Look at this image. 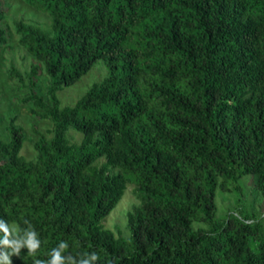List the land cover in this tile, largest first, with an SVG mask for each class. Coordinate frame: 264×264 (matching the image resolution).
<instances>
[{
    "label": "trees",
    "instance_id": "trees-1",
    "mask_svg": "<svg viewBox=\"0 0 264 264\" xmlns=\"http://www.w3.org/2000/svg\"><path fill=\"white\" fill-rule=\"evenodd\" d=\"M20 1L50 25L14 22L32 63L7 74L53 126L29 160L15 115L0 136V219L41 241L12 264L61 241L97 264H264V213L219 220L216 202L253 177L264 203V0ZM5 19L0 2V50ZM98 63L105 76L63 106ZM129 185L138 204L116 234L104 221Z\"/></svg>",
    "mask_w": 264,
    "mask_h": 264
},
{
    "label": "rangeland",
    "instance_id": "rangeland-1",
    "mask_svg": "<svg viewBox=\"0 0 264 264\" xmlns=\"http://www.w3.org/2000/svg\"><path fill=\"white\" fill-rule=\"evenodd\" d=\"M0 2L6 12V19L1 25L8 36V43L0 50V136L6 137L9 118L15 115L17 123L22 126L25 134L21 154L29 160L35 155L34 144L40 134L46 133L53 124L51 120L41 116L43 112L40 109L35 108L32 104L20 103L19 96L22 93L13 90V79L7 74L8 68L14 66L20 71H25L31 67L32 63V58L17 43L14 22L23 20L46 30L50 25V20L45 14L34 10L20 0H0ZM105 74L104 66L98 63L78 83L60 92L61 104L63 106L74 105L91 85L100 81ZM46 82V77L40 75L36 90L43 97H46ZM72 140L78 142L80 135L74 134ZM253 183V177H245L239 182L237 191L227 193L219 191L217 193V217L219 220L226 219L230 213L237 216L248 215L254 219L264 213V203L252 190ZM136 204H138V200L133 194V186L129 185L117 207L104 221L105 228L113 230L116 234L119 231L128 234L127 213Z\"/></svg>",
    "mask_w": 264,
    "mask_h": 264
},
{
    "label": "clouds",
    "instance_id": "clouds-1",
    "mask_svg": "<svg viewBox=\"0 0 264 264\" xmlns=\"http://www.w3.org/2000/svg\"><path fill=\"white\" fill-rule=\"evenodd\" d=\"M25 223H28L25 221ZM21 231L23 234L21 235ZM0 248L5 251L0 252V264H12V256H20L21 249L27 248L28 255L35 257V254L40 249L41 241L38 233L29 224L27 229L21 230L15 223L9 225L7 221L0 219ZM68 248L66 241H61L55 248L48 253L49 259L42 260L38 258L33 259V264H97L99 256L96 252L84 253L79 258L69 255H64Z\"/></svg>",
    "mask_w": 264,
    "mask_h": 264
}]
</instances>
